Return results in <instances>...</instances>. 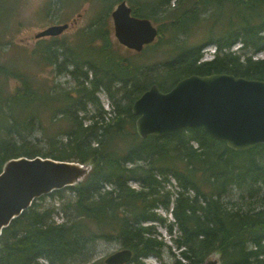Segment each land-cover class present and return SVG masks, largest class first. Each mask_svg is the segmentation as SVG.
Segmentation results:
<instances>
[{"label":"trees","instance_id":"1","mask_svg":"<svg viewBox=\"0 0 264 264\" xmlns=\"http://www.w3.org/2000/svg\"><path fill=\"white\" fill-rule=\"evenodd\" d=\"M99 1L92 23L72 40L58 44L52 37L43 50L46 64L68 71L75 81L72 89L43 85L0 62V173L7 161L19 157L91 167L82 182L37 199L3 230L0 264H104L86 261L89 247L99 240L131 251L127 264H145L149 257L161 264H203L211 255L220 264H264V146L235 152L202 129L140 139L130 111L152 85L167 92L191 75L264 81V59H255L264 51V0H194L191 7L179 0L173 9L165 2L148 3L142 13L135 12L137 17L171 19L168 55L152 65L144 62L145 54L157 53L159 43L135 54L143 58L140 63L126 56L112 40L108 22L113 3L123 0ZM127 1L137 5V0ZM208 13L213 26L220 23L214 15L227 18L221 33L185 46L182 36L198 23V15ZM157 31L162 43L163 31ZM206 46L214 48L209 60L203 59ZM99 94L107 98L109 110L101 106ZM43 115L63 124L59 136L45 137V150L39 147L45 133L37 125ZM171 182L175 190L168 189ZM49 197L60 200L61 207H43ZM160 209L173 222L167 223ZM57 215L60 223L54 221ZM154 224L168 229L177 255ZM165 251L173 262H162Z\"/></svg>","mask_w":264,"mask_h":264},{"label":"water","instance_id":"2","mask_svg":"<svg viewBox=\"0 0 264 264\" xmlns=\"http://www.w3.org/2000/svg\"><path fill=\"white\" fill-rule=\"evenodd\" d=\"M113 37L126 50L139 53L158 37L151 21L132 15L123 0L111 12ZM68 24L38 32L35 39L57 37ZM134 128L140 139L165 137L183 129H202L235 152L264 146V81L228 74L191 75L169 91L152 85L132 104ZM90 165L51 158L19 157L7 161L0 173V236L37 199L79 184ZM129 250H119L104 264H127ZM203 264H220L211 255Z\"/></svg>","mask_w":264,"mask_h":264},{"label":"rangeland","instance_id":"3","mask_svg":"<svg viewBox=\"0 0 264 264\" xmlns=\"http://www.w3.org/2000/svg\"><path fill=\"white\" fill-rule=\"evenodd\" d=\"M67 1V2H66ZM0 0V62L6 63L11 67L20 69L25 73L29 74L36 78L40 83L51 84L54 87L70 90L74 87L75 81L69 75L68 71H57L54 66L46 64L44 59L43 50L45 46L51 43V37H46L42 39H35V35L38 32L45 30L46 28L54 25H63L68 24V29L63 32L60 36L55 37L56 43L66 42L67 40H72L75 33L85 27H87L90 23L93 22L97 13L98 6L100 1L98 0H76L75 2H68L74 0ZM119 1V0H118ZM179 0H137V5L133 6L126 0V3L129 7H132L135 12L142 13L148 3L151 5L152 3H167L169 8L173 9L176 6V2ZM194 0H184L185 6L189 7ZM108 2V1H107ZM120 2V1H119ZM117 1H115L112 5L111 12L118 5ZM166 7V5H164ZM191 7V6H190ZM148 11V10H147ZM146 11V12H147ZM149 12V11H148ZM229 12V11H228ZM225 16H227V11L224 12ZM218 14V13H217ZM209 16L208 14H200L198 15V23L195 26L190 27L189 31L182 36V42L184 41L185 46H198L206 42L207 37L211 33L213 35L220 34L221 22H227V18H222V16H215V19L220 22L213 26L212 22L207 20ZM171 19L165 20L163 16H157V21H153L152 25L158 29L161 28L163 31L162 37L163 41L160 43V37H157L152 44L157 45L159 43L158 52L150 53L146 52V57L144 62L148 65L158 64L163 61L168 55L167 51L169 48L167 47L168 43L166 40L168 38V34L166 32L167 25ZM215 20V21H216ZM214 21V23H215ZM111 30L112 40L117 43V41L113 37V27L110 18L108 19ZM220 32V33H219ZM181 37V36H180ZM239 47L238 44L232 47V50L235 51ZM123 48V47H122ZM42 49L37 53L36 56L31 57L30 53L34 50ZM214 48L212 46H206L203 49L204 60H209L212 58V53ZM123 52L126 56L133 58L135 61L142 62L143 58L136 57V53L131 51L126 53V49L124 48ZM255 59H264V51L257 54ZM71 68H68L70 70ZM9 87L13 88L15 86L14 81H9ZM99 100L101 106L105 111L109 110V102L104 94H99ZM92 110L90 109V114H92ZM50 122V118L43 115L39 119V123L42 127L44 136H41L40 139L42 142L39 143V147L41 149H47V143L45 137L47 135L55 134V136L60 135V127L63 125L62 123ZM59 134V135H58ZM58 138V137H57ZM132 187L139 189V186L135 183L130 184ZM175 183L171 182V185L168 189L175 190ZM66 200L72 198L69 191H66ZM234 194L232 197H235ZM234 202V201H233ZM43 207H61V201L46 198L44 202H42ZM239 204L242 205L241 202ZM245 208V207H244ZM159 215L167 220V223L173 222V219L169 213L164 210H158ZM54 221L56 223H60L62 218L60 215L54 216ZM155 229L160 234L161 239L171 247L172 253L177 255V250L173 246V242L168 233V229L166 227L160 226L159 224H154ZM174 236H177L178 233L176 229L173 228ZM121 248L120 244L115 241L107 242L103 240L97 241L93 246L89 247L87 252L86 261L89 263L92 262H103L105 258L109 255L119 251ZM210 259V258H209ZM162 262L171 263L173 262V257L169 253V251H165L162 257ZM145 264H161L160 261L153 257H149L144 260Z\"/></svg>","mask_w":264,"mask_h":264},{"label":"flooded vegetation","instance_id":"4","mask_svg":"<svg viewBox=\"0 0 264 264\" xmlns=\"http://www.w3.org/2000/svg\"><path fill=\"white\" fill-rule=\"evenodd\" d=\"M131 8V10H132V15H134V16H136L135 15V11H134V9L132 8V7H130ZM152 23V22H151Z\"/></svg>","mask_w":264,"mask_h":264}]
</instances>
